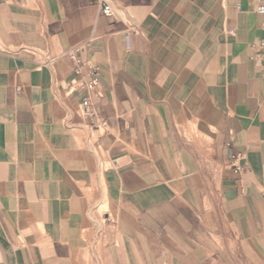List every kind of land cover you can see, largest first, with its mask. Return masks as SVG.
Returning a JSON list of instances; mask_svg holds the SVG:
<instances>
[{
	"label": "crops",
	"instance_id": "obj_1",
	"mask_svg": "<svg viewBox=\"0 0 264 264\" xmlns=\"http://www.w3.org/2000/svg\"><path fill=\"white\" fill-rule=\"evenodd\" d=\"M262 4L0 0V264H264Z\"/></svg>",
	"mask_w": 264,
	"mask_h": 264
},
{
	"label": "built area",
	"instance_id": "obj_2",
	"mask_svg": "<svg viewBox=\"0 0 264 264\" xmlns=\"http://www.w3.org/2000/svg\"><path fill=\"white\" fill-rule=\"evenodd\" d=\"M257 11L258 13L264 15V5L263 4L260 5ZM103 14L109 18L115 15L112 5L106 1L103 4ZM262 30H263V38L257 42L252 43L250 45V48L251 50L254 51V56L252 59L258 62L259 64H261L264 68V21L262 25ZM71 56L75 58L73 54H71ZM40 64L43 65L44 62H41ZM92 72L94 75H96L97 73V71L94 69L92 70ZM76 73L80 75V67H78ZM97 85H98V79L96 77H93L92 79L89 80L88 79L86 80L84 78H74L70 80L67 84V93L73 94L75 92H80V91L82 92L93 91ZM91 106H92V102L90 97L85 96L82 103L79 106L78 114L80 116H93ZM100 166L102 169L109 168V166H111V163L101 161Z\"/></svg>",
	"mask_w": 264,
	"mask_h": 264
},
{
	"label": "rangeland",
	"instance_id": "obj_3",
	"mask_svg": "<svg viewBox=\"0 0 264 264\" xmlns=\"http://www.w3.org/2000/svg\"><path fill=\"white\" fill-rule=\"evenodd\" d=\"M101 202H106L105 200L104 201H101ZM104 206H106L107 207V204L105 203V205ZM104 206H102V207H100L99 209H98V211H97V216H98V218H99V221L97 222V228H96V233H95V235L97 234V231H103L104 229H105V225H106V221H105V219H104V216H103V214H104V211L107 209V208H105ZM97 244H96V246H95V244L93 245L91 242H90V249L92 248V247H95V248H99L100 246H101V241H100V239H97ZM90 255L89 254H87L86 255V261H89L90 259V257H89Z\"/></svg>",
	"mask_w": 264,
	"mask_h": 264
},
{
	"label": "bare ground",
	"instance_id": "obj_4",
	"mask_svg": "<svg viewBox=\"0 0 264 264\" xmlns=\"http://www.w3.org/2000/svg\"><path fill=\"white\" fill-rule=\"evenodd\" d=\"M105 208H107L106 206H104Z\"/></svg>",
	"mask_w": 264,
	"mask_h": 264
}]
</instances>
